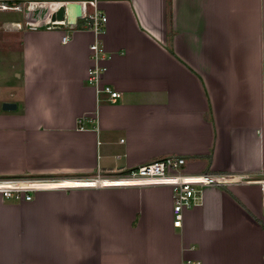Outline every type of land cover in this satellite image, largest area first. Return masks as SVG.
Listing matches in <instances>:
<instances>
[{
  "label": "crops",
  "instance_id": "obj_1",
  "mask_svg": "<svg viewBox=\"0 0 264 264\" xmlns=\"http://www.w3.org/2000/svg\"><path fill=\"white\" fill-rule=\"evenodd\" d=\"M14 1L30 7L25 26L0 20V178L113 180L182 157L239 182L204 188L181 228L169 186L0 196V264H264V0H96L116 103L88 84L86 21H50L87 0Z\"/></svg>",
  "mask_w": 264,
  "mask_h": 264
},
{
  "label": "built area",
  "instance_id": "obj_2",
  "mask_svg": "<svg viewBox=\"0 0 264 264\" xmlns=\"http://www.w3.org/2000/svg\"><path fill=\"white\" fill-rule=\"evenodd\" d=\"M83 17L86 21L85 29L90 30L96 36V40L90 47L92 66L88 71V84L97 93L109 96L112 103H116L121 95L110 85L105 84L104 75L107 72V53L101 42L103 25L106 17L99 14L96 0L82 2ZM89 7L93 8L91 12ZM20 11L19 6L0 5V11ZM33 24H30L32 26ZM68 37H63L66 43ZM82 122L80 121V124ZM80 129H84L80 127ZM187 161L182 157H168L142 167L126 171L122 176L113 180H122V186L109 187H146V186H169L173 190V216L174 227L181 228L184 212L202 204L204 188L208 186H226L238 183L237 177L219 176L211 173L189 174L185 170ZM106 180V179H104ZM112 180V179H107ZM95 181V182H92ZM85 182V183H79ZM103 182L100 175L94 179H68L56 178H0V196L16 203L30 202L34 194L42 191L61 190L68 191L78 188H93L108 186ZM260 185L262 205L264 206V176L257 177ZM191 264V263H188Z\"/></svg>",
  "mask_w": 264,
  "mask_h": 264
},
{
  "label": "water",
  "instance_id": "obj_3",
  "mask_svg": "<svg viewBox=\"0 0 264 264\" xmlns=\"http://www.w3.org/2000/svg\"><path fill=\"white\" fill-rule=\"evenodd\" d=\"M83 17V5L81 2H69L60 7L51 17V24L54 29H64L65 27H73L77 25L78 20ZM17 105L12 103H4L3 110H16Z\"/></svg>",
  "mask_w": 264,
  "mask_h": 264
},
{
  "label": "rangeland",
  "instance_id": "obj_4",
  "mask_svg": "<svg viewBox=\"0 0 264 264\" xmlns=\"http://www.w3.org/2000/svg\"><path fill=\"white\" fill-rule=\"evenodd\" d=\"M21 4V3H20ZM23 11L21 12H7L5 14L3 13H0V20L1 18L3 17H6L7 19L6 20H19L23 23V25L25 26V21H24V17H25V13L26 11L28 10V8L30 7V4L28 5V3H25V4H21V5H18ZM32 6V5H31ZM90 10V9H89ZM33 13H36V12H45V10H41V8L39 6H35V8H33ZM12 13V14H11ZM5 25V24H4ZM6 33H8V29L6 28V25L5 26H2V28L0 29V34H4L6 35Z\"/></svg>",
  "mask_w": 264,
  "mask_h": 264
},
{
  "label": "bare ground",
  "instance_id": "obj_5",
  "mask_svg": "<svg viewBox=\"0 0 264 264\" xmlns=\"http://www.w3.org/2000/svg\"><path fill=\"white\" fill-rule=\"evenodd\" d=\"M92 182H95V181H92ZM124 181L122 180H104L103 179V182H100V183H105L106 185L110 186L111 184L115 185V186H122L120 183H122Z\"/></svg>",
  "mask_w": 264,
  "mask_h": 264
},
{
  "label": "trees",
  "instance_id": "obj_6",
  "mask_svg": "<svg viewBox=\"0 0 264 264\" xmlns=\"http://www.w3.org/2000/svg\"><path fill=\"white\" fill-rule=\"evenodd\" d=\"M20 3H23V2H21V1H14V2L11 3L12 4L11 6H17ZM80 27H81V25H80Z\"/></svg>",
  "mask_w": 264,
  "mask_h": 264
}]
</instances>
